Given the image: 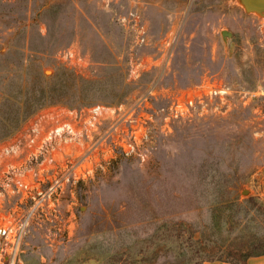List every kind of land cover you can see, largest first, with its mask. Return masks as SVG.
Returning <instances> with one entry per match:
<instances>
[{"label":"rangeland","instance_id":"1","mask_svg":"<svg viewBox=\"0 0 264 264\" xmlns=\"http://www.w3.org/2000/svg\"><path fill=\"white\" fill-rule=\"evenodd\" d=\"M33 57L47 80L60 67L83 78L58 79L55 98L21 119L81 111L80 140L53 161L58 177L80 166L65 186L9 190L0 224L24 228L15 254L0 242V264H157L208 231L213 210L264 249V10L0 0V86L28 79ZM221 183L231 202L211 208L204 191Z\"/></svg>","mask_w":264,"mask_h":264},{"label":"trees","instance_id":"2","mask_svg":"<svg viewBox=\"0 0 264 264\" xmlns=\"http://www.w3.org/2000/svg\"><path fill=\"white\" fill-rule=\"evenodd\" d=\"M3 54V53H1ZM38 59L35 57L27 59L25 71L29 72V78L21 79L13 74L7 75L0 86V140L9 135L20 123L21 119L39 107L43 106L47 100H52L58 94V79L68 80L77 79L78 82L83 78L64 67L57 69L55 75L51 77L49 83L43 70L37 65ZM26 62V61H25ZM210 179L221 178L214 173L205 177ZM209 181V180H208ZM209 190V191H207ZM204 191L205 199L210 200L213 208L218 203L231 202L229 185L221 183L215 188ZM212 219L206 225L208 231H200L199 237L194 239L192 245L182 246L176 251L173 259L159 261V257L165 252L161 247H156L152 251V259L159 261L157 264H246L250 257L264 254V249H258L259 240L248 242L241 235V231L236 232L237 225L229 226L231 218L225 215H217L212 211ZM233 217L237 218L238 215ZM264 238V237H263ZM210 244V245H209ZM145 261V258L142 257ZM208 262V263H206ZM140 264H155L143 262Z\"/></svg>","mask_w":264,"mask_h":264},{"label":"built area","instance_id":"3","mask_svg":"<svg viewBox=\"0 0 264 264\" xmlns=\"http://www.w3.org/2000/svg\"><path fill=\"white\" fill-rule=\"evenodd\" d=\"M64 53L65 56L72 55V50ZM213 91L225 93L226 89L214 88ZM188 102L192 104L193 100L189 99ZM55 108L51 112H44L42 109L32 113L20 122L19 127L0 140V208L6 197H10L9 190L19 193L34 184L36 187L54 188L65 186L69 180L75 181L77 175L74 168H78L80 163L74 166L71 175L68 171L58 177L57 166L53 161L71 147V141L78 143L80 140V125L83 124L80 123L81 111ZM100 108L98 105L93 109L98 112ZM89 133L86 132L87 135ZM18 164L20 166L17 167ZM27 171L32 172L31 177ZM23 228L13 224H0V242L5 246L11 245L14 254L21 241Z\"/></svg>","mask_w":264,"mask_h":264},{"label":"water","instance_id":"4","mask_svg":"<svg viewBox=\"0 0 264 264\" xmlns=\"http://www.w3.org/2000/svg\"><path fill=\"white\" fill-rule=\"evenodd\" d=\"M244 2L248 9L264 10V0H244ZM223 34L226 35L227 33L224 32Z\"/></svg>","mask_w":264,"mask_h":264},{"label":"crops","instance_id":"5","mask_svg":"<svg viewBox=\"0 0 264 264\" xmlns=\"http://www.w3.org/2000/svg\"><path fill=\"white\" fill-rule=\"evenodd\" d=\"M262 192L264 193V181L262 182ZM246 264H264V254L250 257Z\"/></svg>","mask_w":264,"mask_h":264}]
</instances>
